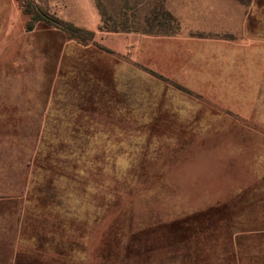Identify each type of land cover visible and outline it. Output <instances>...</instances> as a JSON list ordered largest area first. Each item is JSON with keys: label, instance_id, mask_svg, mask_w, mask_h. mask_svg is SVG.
<instances>
[{"label": "rangeland", "instance_id": "1", "mask_svg": "<svg viewBox=\"0 0 264 264\" xmlns=\"http://www.w3.org/2000/svg\"><path fill=\"white\" fill-rule=\"evenodd\" d=\"M26 6L0 0V264H264V0Z\"/></svg>", "mask_w": 264, "mask_h": 264}, {"label": "trees", "instance_id": "2", "mask_svg": "<svg viewBox=\"0 0 264 264\" xmlns=\"http://www.w3.org/2000/svg\"><path fill=\"white\" fill-rule=\"evenodd\" d=\"M18 1L21 3L22 7L25 8V12L27 14H31L30 9H27V6H26L27 0H18ZM162 1H166V0H162ZM95 2L97 4L98 10L101 12L103 23L106 24V20H105L106 19V14L103 12V10H104L103 7H101L102 6V0H95ZM164 15L169 20H172V21L175 20L173 15L170 12H168V11H164ZM156 19L157 18L155 17L154 20H156ZM57 22H59V21L56 20V23ZM30 24H32V23H30ZM57 26L59 28L63 29L69 35V37L81 40L82 42H85V43L88 42L92 37H94V33L93 32L85 31L83 29L74 27L73 25H69V24H65V23H60L59 22V23H57ZM31 28H32V26L30 25L29 26V30H32ZM146 33L147 34H152L153 32L147 31ZM86 36H88V38H86ZM152 74H154L155 76H157L160 79H162V80L167 82V79H164L163 77L158 76L156 73H152Z\"/></svg>", "mask_w": 264, "mask_h": 264}]
</instances>
